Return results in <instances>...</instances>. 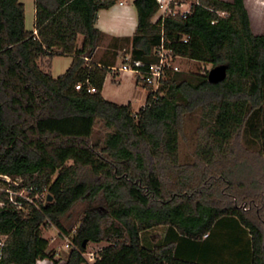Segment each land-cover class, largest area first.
<instances>
[{
	"label": "trees",
	"instance_id": "16d2710c",
	"mask_svg": "<svg viewBox=\"0 0 264 264\" xmlns=\"http://www.w3.org/2000/svg\"><path fill=\"white\" fill-rule=\"evenodd\" d=\"M200 2L185 17L153 20L156 0H133L135 30L116 40L129 60L154 62L163 37L179 59L226 64L225 78L169 72L156 91L143 84L145 101L134 111L103 96L109 63L91 60L105 39L96 13L116 0H35V33L25 28L22 1L0 0V175L21 178L0 183L31 187L32 197L17 196V206L0 190V264H59L42 227L67 232L62 218L81 201L88 208L63 234L72 243L61 264H197L174 256V240L148 231L166 227L197 243L222 222L231 236L246 233V264H264V34L252 31L245 0ZM62 54L72 60L57 76L38 63ZM196 106V159L181 163L184 116ZM98 121L109 130L102 140L94 138ZM102 208L116 222L114 238L90 262L84 252L103 238Z\"/></svg>",
	"mask_w": 264,
	"mask_h": 264
},
{
	"label": "rangeland",
	"instance_id": "374dc122",
	"mask_svg": "<svg viewBox=\"0 0 264 264\" xmlns=\"http://www.w3.org/2000/svg\"><path fill=\"white\" fill-rule=\"evenodd\" d=\"M24 3V25L26 29L33 28V4L34 0H20ZM124 2L131 7L133 18L136 19L135 8L132 0H124ZM246 7L248 9L251 29L254 33L264 34V0H245ZM222 13V12H221ZM156 13L153 16V20L157 18ZM48 61L52 63L50 72L57 76L65 71L68 67V59L63 55H55L53 58H48ZM178 65L181 70H187L192 72H205L208 71L213 65L205 62H198L193 60L178 59ZM120 63V62H119ZM41 67L45 68V64L39 63ZM47 68V67H46ZM104 96L112 101L120 104L131 103L134 111H137L145 101L147 89L144 87L142 82L136 81L135 78H127L121 76V74L115 77H108L106 85L103 91ZM201 107L196 106L192 108L184 116L183 120V132L179 138V159L181 163L192 162L196 159V148L197 143L200 139L199 123L202 119ZM109 130L104 127L101 121H98L94 126V138L103 139ZM0 187H2L0 185ZM25 195L26 192H23ZM45 191L37 195L39 199L44 197ZM100 202L93 203L95 206H100ZM103 207V206H101ZM88 208V203L81 201L76 203L69 212L62 218V223L66 228L67 232L60 233L58 229L51 223L46 222L42 227V235L49 241L48 249L55 252V258L59 261V264L63 263L68 248L64 246V235L74 231L80 222L84 211ZM102 215L101 227H102V240L99 242H87L84 255L88 258V253H96L101 247L108 244L107 237L114 238L111 233V227L116 225L111 217L106 215L104 208L99 211ZM36 264H53L52 260L48 258L37 260Z\"/></svg>",
	"mask_w": 264,
	"mask_h": 264
},
{
	"label": "crops",
	"instance_id": "0c3cea01",
	"mask_svg": "<svg viewBox=\"0 0 264 264\" xmlns=\"http://www.w3.org/2000/svg\"><path fill=\"white\" fill-rule=\"evenodd\" d=\"M124 4L125 5L121 6L115 3L109 8L99 9L95 17V26L105 34V39L95 50L91 60L100 64L99 61L105 59L107 60V63H109L108 71L103 82L102 94L106 85V80L110 76L115 77L116 75L121 74L122 77L126 76L127 78H135L132 73L119 69L125 62V57L129 56V54L126 50V46H120L123 41L116 39H121L122 37H131L135 30L137 22V18H133L131 7H129L125 2ZM34 19L35 0L33 4V32L36 31L34 29ZM82 38V35H78V45L81 44ZM112 39L114 40L111 44L110 42ZM62 55L70 59L71 62L72 56L70 54ZM53 57H55V55L52 57L44 56L39 60L38 63H44L45 68H42L50 71L52 63L48 61V58ZM70 62L68 63L70 64ZM135 80L137 81L136 78ZM231 233V227L229 226V224L227 222H222L221 224L216 225L210 236H208L207 238L206 236H204L202 240L197 243H192L191 241H186L179 238V236L174 235L166 227L153 228L148 231L146 236L150 237V239L152 238V236H156V239H159L161 237V239L164 240H174V256L185 261H191L197 264L248 263V261L250 260L251 249L247 241L246 233L239 229L237 231L238 236H231ZM239 235L242 236L241 240H239Z\"/></svg>",
	"mask_w": 264,
	"mask_h": 264
},
{
	"label": "built area",
	"instance_id": "2783aa9c",
	"mask_svg": "<svg viewBox=\"0 0 264 264\" xmlns=\"http://www.w3.org/2000/svg\"><path fill=\"white\" fill-rule=\"evenodd\" d=\"M116 3L121 6L125 5L123 0H116ZM200 4V0H156V13L158 14L156 19L160 18L163 20L165 17L175 16L185 17L192 11L194 6ZM183 41H186V37L183 38ZM153 53L156 56L154 62H146L139 59L129 60V56H126L125 62L119 69L132 73L138 81L148 85L153 91H156L161 82L166 79L169 72L178 71L180 68L177 62L179 56L174 54L173 50L164 44L163 37H161L159 44L154 47ZM80 87V83L75 85L76 89H80ZM87 90L93 92L95 88L88 86ZM0 178L7 183H13L15 185H19L21 182V178L18 177L11 179L7 175H0ZM0 185L2 186L0 190L8 193V200L14 205H20L19 200L16 198L17 196L32 201V197L28 195L31 187L13 190L8 184H4L3 182ZM23 192H26V194L24 195ZM1 205L2 202L0 201ZM4 239L5 235H0V246L3 245ZM64 240V246L68 248L72 243L71 238L69 235H64ZM86 259L90 262L94 261L95 253H88V258L86 257Z\"/></svg>",
	"mask_w": 264,
	"mask_h": 264
},
{
	"label": "water",
	"instance_id": "95a60500",
	"mask_svg": "<svg viewBox=\"0 0 264 264\" xmlns=\"http://www.w3.org/2000/svg\"><path fill=\"white\" fill-rule=\"evenodd\" d=\"M226 69L227 65L226 64H217L212 66L208 71H207V79L209 82L215 83L223 80L226 76ZM51 199V196L48 195V200ZM87 241L85 240L83 242V245H85Z\"/></svg>",
	"mask_w": 264,
	"mask_h": 264
}]
</instances>
